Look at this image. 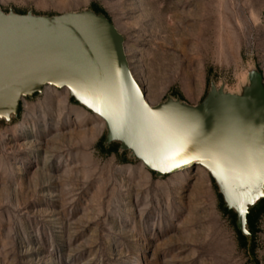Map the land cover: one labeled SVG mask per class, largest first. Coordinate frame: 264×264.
Returning <instances> with one entry per match:
<instances>
[{"label": "rangeland", "instance_id": "rangeland-1", "mask_svg": "<svg viewBox=\"0 0 264 264\" xmlns=\"http://www.w3.org/2000/svg\"><path fill=\"white\" fill-rule=\"evenodd\" d=\"M84 10L122 35L152 106L198 105L212 83L236 93L253 67L264 87V0H0L3 13ZM104 136L49 86L0 121V264H264V213L245 249L203 168L156 178L102 151Z\"/></svg>", "mask_w": 264, "mask_h": 264}, {"label": "water", "instance_id": "water-1", "mask_svg": "<svg viewBox=\"0 0 264 264\" xmlns=\"http://www.w3.org/2000/svg\"><path fill=\"white\" fill-rule=\"evenodd\" d=\"M46 86L66 89L104 122V148L117 145L156 178L203 168L249 245L247 216L264 200V87L256 68L236 93L212 83L198 105L167 97L152 106L133 77L124 38L103 14L0 11V121L16 118L21 100ZM237 125L254 130L256 151L243 150L239 136L229 138ZM217 144L227 145L225 154Z\"/></svg>", "mask_w": 264, "mask_h": 264}, {"label": "snow or ice", "instance_id": "snow-or-ice-1", "mask_svg": "<svg viewBox=\"0 0 264 264\" xmlns=\"http://www.w3.org/2000/svg\"><path fill=\"white\" fill-rule=\"evenodd\" d=\"M84 103L87 104L88 101L85 100ZM88 106L92 107L91 104H89ZM100 114L104 115L103 112H101ZM261 131L264 132V127H262ZM255 135H256V133L254 132V130L249 128L245 131V130L239 129V126L237 125V126H234L232 132L229 135V138L235 139V137L239 136L240 137V139H239L240 147L243 150L251 153V152H254L257 150L256 144H255L254 139H253L255 137ZM226 148H227L226 144H217L216 145V151L221 155L225 154ZM259 151H260L261 155L264 156V137L261 138ZM189 162H190L189 160L184 161L185 164H188Z\"/></svg>", "mask_w": 264, "mask_h": 264}, {"label": "trees", "instance_id": "trees-1", "mask_svg": "<svg viewBox=\"0 0 264 264\" xmlns=\"http://www.w3.org/2000/svg\"><path fill=\"white\" fill-rule=\"evenodd\" d=\"M94 12L96 14H100L98 11H94ZM100 148L102 149V151H108V152H113V153H116L117 152V147L116 146H109L106 149V148L103 147V144H100ZM223 210L226 213H230L229 211H227L224 208H223ZM261 213H264V200L260 201L252 210H250V212H249V214L247 216V224H248V228H249V231H250L251 234H253V231H254V222H255V220L257 219V217ZM233 217L235 218L234 215H233ZM237 235H238L239 240H240V242L242 244V247H244L246 249L247 248L246 240L238 232H237ZM251 251H252V247L249 246L248 247V252H251Z\"/></svg>", "mask_w": 264, "mask_h": 264}, {"label": "bare ground", "instance_id": "bare-ground-1", "mask_svg": "<svg viewBox=\"0 0 264 264\" xmlns=\"http://www.w3.org/2000/svg\"><path fill=\"white\" fill-rule=\"evenodd\" d=\"M66 90V89H65ZM95 116V115H94ZM96 117V116H95ZM98 118V117H97ZM99 119V118H98ZM101 120V119H100ZM101 122L104 124V122L101 120ZM105 126V125H104Z\"/></svg>", "mask_w": 264, "mask_h": 264}]
</instances>
